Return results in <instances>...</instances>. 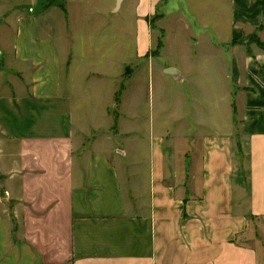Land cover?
Segmentation results:
<instances>
[{
	"label": "crops",
	"instance_id": "obj_1",
	"mask_svg": "<svg viewBox=\"0 0 264 264\" xmlns=\"http://www.w3.org/2000/svg\"><path fill=\"white\" fill-rule=\"evenodd\" d=\"M38 1L0 0V264H264V0Z\"/></svg>",
	"mask_w": 264,
	"mask_h": 264
},
{
	"label": "rangeland",
	"instance_id": "obj_2",
	"mask_svg": "<svg viewBox=\"0 0 264 264\" xmlns=\"http://www.w3.org/2000/svg\"><path fill=\"white\" fill-rule=\"evenodd\" d=\"M54 4L55 3V0H39L38 1V3L36 4L37 6H39V7H42V6H46L47 4ZM117 3V2H116ZM32 8H31V6H30V10H31ZM1 31V30H0ZM13 31V32H12ZM12 31H10V32H8V33H5L4 32V30L3 31H1V34H0V41H14V38H15V36L13 35V33L15 34V30H12ZM252 35H255V37H257L258 38V36L256 35V33H253ZM252 35H249V36H252ZM248 36V37H249ZM117 41H114V43H113V45L116 43ZM122 42V44H123V49H125V53L127 54L126 56H128L130 53H131V51H132V48H133V44H132V42L131 41H121ZM244 44H247V45H255V46H257L256 44H255V39L254 40H248V41H245L244 42ZM112 45V46H113ZM112 46L110 47V50H111V48H112ZM127 75H128V73H127ZM127 75H126V77H125V74H124V78H123V81H124V86L127 84ZM171 85H175V83H173V84H171ZM122 86H123V84H122ZM171 88H172V86H171ZM171 88H170V86H169V84H167L166 86H165V92L167 93V96H169V94H170V92H172L173 91V89L174 88H172V90H171ZM180 88H177V90H179ZM173 93H174V91H173ZM196 97V96H195ZM105 100H106V102L108 101L109 102V95H107V93H105ZM108 121V118H106V120H105V122H107ZM102 132H100L99 134H101ZM187 150V152H189V153H191V149H186Z\"/></svg>",
	"mask_w": 264,
	"mask_h": 264
},
{
	"label": "trees",
	"instance_id": "obj_3",
	"mask_svg": "<svg viewBox=\"0 0 264 264\" xmlns=\"http://www.w3.org/2000/svg\"><path fill=\"white\" fill-rule=\"evenodd\" d=\"M49 5H51V4L48 3V4L46 5V7H48ZM250 39H251V40H254V39H255V44H256L261 50L264 51V43L261 42L257 37H255V35L249 36V37L243 39L242 41H239V43L244 44L245 41H248V40H250ZM161 46H162L161 41H158V48L160 49ZM117 99H118V95L116 96V100H117Z\"/></svg>",
	"mask_w": 264,
	"mask_h": 264
},
{
	"label": "water",
	"instance_id": "obj_4",
	"mask_svg": "<svg viewBox=\"0 0 264 264\" xmlns=\"http://www.w3.org/2000/svg\"><path fill=\"white\" fill-rule=\"evenodd\" d=\"M116 2H117L116 3V7H118L119 6V3H120V0H117Z\"/></svg>",
	"mask_w": 264,
	"mask_h": 264
}]
</instances>
